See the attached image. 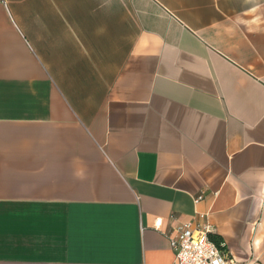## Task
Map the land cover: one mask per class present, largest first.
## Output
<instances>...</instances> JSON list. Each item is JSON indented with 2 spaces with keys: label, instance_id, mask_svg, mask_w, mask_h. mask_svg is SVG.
<instances>
[{
  "label": "crops",
  "instance_id": "0c3cea01",
  "mask_svg": "<svg viewBox=\"0 0 264 264\" xmlns=\"http://www.w3.org/2000/svg\"><path fill=\"white\" fill-rule=\"evenodd\" d=\"M199 213L264 264V0H0V264H173Z\"/></svg>",
  "mask_w": 264,
  "mask_h": 264
},
{
  "label": "built area",
  "instance_id": "2783aa9c",
  "mask_svg": "<svg viewBox=\"0 0 264 264\" xmlns=\"http://www.w3.org/2000/svg\"><path fill=\"white\" fill-rule=\"evenodd\" d=\"M202 197V194L198 195L196 201ZM162 225L163 219L157 218L154 227L159 230ZM173 228L175 234L170 236L173 264H232L225 244L222 241L218 244L210 237L214 227L207 220V214L199 213L196 220L181 221Z\"/></svg>",
  "mask_w": 264,
  "mask_h": 264
},
{
  "label": "trees",
  "instance_id": "16d2710c",
  "mask_svg": "<svg viewBox=\"0 0 264 264\" xmlns=\"http://www.w3.org/2000/svg\"><path fill=\"white\" fill-rule=\"evenodd\" d=\"M221 241H217L218 244H220Z\"/></svg>",
  "mask_w": 264,
  "mask_h": 264
}]
</instances>
